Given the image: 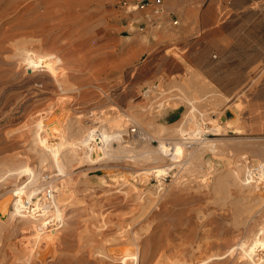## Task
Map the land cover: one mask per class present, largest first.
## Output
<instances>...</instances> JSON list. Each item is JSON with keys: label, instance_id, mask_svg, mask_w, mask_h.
<instances>
[{"label": "rangeland", "instance_id": "374dc122", "mask_svg": "<svg viewBox=\"0 0 264 264\" xmlns=\"http://www.w3.org/2000/svg\"><path fill=\"white\" fill-rule=\"evenodd\" d=\"M263 4L164 0L157 14L130 0H0V195L35 177L27 189L38 187L34 201L48 199L51 184L66 199L64 222L53 226L54 257L30 261L34 230L8 223L0 226V264H110L104 248L135 246L133 236L138 264L178 247L199 264H244L240 246L264 231ZM54 37L59 52L52 59L78 89L62 92L21 60V46ZM55 114L73 130L129 122L128 133L113 139L105 159L74 162L60 174L32 149L35 121L46 124ZM202 116L214 132L185 135L182 154L161 153L158 127L175 151L183 136L177 129H195ZM248 167L254 174L245 184ZM47 214L50 221L53 210Z\"/></svg>", "mask_w": 264, "mask_h": 264}, {"label": "bare ground", "instance_id": "6f19581e", "mask_svg": "<svg viewBox=\"0 0 264 264\" xmlns=\"http://www.w3.org/2000/svg\"><path fill=\"white\" fill-rule=\"evenodd\" d=\"M47 27L48 26H46L44 28L45 32L47 31ZM32 32H34V30ZM40 34H42V32H40ZM41 41L39 40V42H41L40 46H35V48H33V49L32 48L27 49V48H25V46L24 47L21 46L22 51H23L20 54L22 57L21 60L24 63H27V66H29L30 68H33V70L35 72H36V70L38 71V69H40L41 75L49 74L52 77V79L54 80L55 84L61 88L62 92L67 91V90H75L77 88V86L72 84L71 75H70V73L69 74L67 73L69 71L65 70L62 67H59L58 64H55V61L53 59H56V57L52 59V55H56L59 52L58 51L59 50V47H58L59 39L54 37V38H52L51 41H48L47 39H44V41H43V39H41ZM61 54L63 55V53H61ZM58 60H60V58ZM63 65H65V63ZM41 68H43V69H41ZM43 70L45 72H42ZM69 98H71V97H69ZM191 100H193V99H191ZM192 102H193L192 108L191 107L190 108L195 110V111L198 110V108H197L198 105L196 106L194 100ZM57 104H59V103H57ZM61 113H65V112H61ZM58 114H60V113H58ZM58 114L53 115L52 119H50L48 121V123H46V124L43 123V121H42L43 118L42 119L40 118V120L38 119L37 121L34 120L36 123H35V125L33 123L34 126L31 129V136H33L32 143L35 146V148H32L34 146H31V148L33 150L35 149L34 152L36 154L35 158L37 157L36 158L37 161H39L41 164L45 163L46 165H48V164L53 165V167L57 168L60 171V174L62 173L64 175H67L68 171L66 169H68V167H70V165L73 164L74 162L75 163L79 162V164H80L83 161H85L86 164L94 165V164L100 162L101 160L105 159L108 156V154L113 152L111 150L113 148V145H112L113 139L116 137H119V138L125 137L126 134L128 133L129 122H124V123L122 122L121 124H118V125L116 124V126L114 128H110L106 122H104V123L101 122V124L96 126V127L92 126V128H88V127L84 126L85 128L79 127V128H77V130L76 129L73 130V127L71 125H68L66 123V125H68V126L64 127L63 125H65V123L64 124L62 123L63 124L62 125L59 122L60 121L59 119L62 116L60 118L58 116H60L62 114H60V115H58ZM191 114L194 115L193 112ZM195 115H196V113H195ZM195 115L193 117H195ZM202 115H204V114H202ZM203 117L204 116H202V118ZM65 118H66V116H65ZM65 118H63V119H65ZM66 119H68V118H66ZM190 119H191V121L189 119L188 120L190 122H192L193 119L192 118H190ZM214 119H216L215 116H214ZM204 120H205L204 118L202 121L197 119L198 124L196 125L195 129H192V130L188 129L187 130L186 128H184V125L177 129L178 133L183 134V136L179 137L178 138L179 141L175 142V145L177 147V148H174V150L176 149L175 151L168 150L166 144L164 143V140H165V137L163 136L164 128L158 127V129L155 130L156 132L154 134H157L158 138L160 137L161 153L163 152V153H165L164 155H168V156H172V157H174V155H172L171 152L182 154L181 148H178V146H179L178 144L179 143L181 144L182 139L184 140V139H186V137L194 136L195 134H196V136L200 135L203 128L205 129V131L207 130V132L216 130L215 125L211 123L212 121L211 122H204ZM235 120H236V118H235ZM189 121L188 122L186 121L187 123L185 126H187ZM228 121H230V120H228ZM183 123H184V120H183ZM185 135H188V136L185 137ZM194 138H197V137H194ZM98 139L101 140V142H102L101 145L97 142ZM208 145H210V144H208ZM153 158H156V157H153ZM10 162H12V161H10ZM16 164H18V162ZM33 164H35V163H33ZM20 165H22V164H20ZM23 165H25V164H23ZM12 166L16 167V165H11V167ZM28 168H30V167H27L26 168L27 171L26 170L25 171H26L27 175H29L28 177L30 178L32 175V171L28 170ZM18 169L20 170L21 167H19ZM151 169H153V171L155 173H157V176H161L162 174H165L163 171L166 170V168H164V167H152ZM259 170H260L259 174L264 175V167L262 166L261 168H259ZM5 171L9 172V176L15 175V174H17V176H18V170L17 169L7 168ZM253 171L254 170L251 167H248V171L246 173L247 178H244V180H243L245 182V184L247 182H250L249 178L253 177L252 176L254 174ZM2 172H4V170ZM37 172H38V170H37ZM37 172H35V173H37ZM256 174H258V172ZM38 175H40V174H38ZM3 176L5 177V175H3ZM255 176L256 175H254V177ZM0 178H1V176H0ZM34 178L35 177H32V179L28 180L23 185H21V186L19 185L18 187L11 189L10 191L8 190L7 193L3 192V194L0 195V226L4 225V224L12 223V224H15L17 227H20L22 230H27V231L34 230L33 237H31V239H29V242L31 243L32 248L29 249L28 253L26 252L25 256L27 255V258L33 262H34V259H37V258L41 259L42 261H48L54 255L53 252H55L54 247H53V237H54V235H57V231H56V228H53V226H56L57 224L64 222L63 221L62 204L66 199L62 198L63 195L60 197V195L53 192L51 198L49 200L46 199L45 201H43V203H39L40 200L34 201L33 198L36 195V191H37L38 187H36L35 188L36 190H34L33 192L31 191V193H28V191H27V189L30 187V185L35 182ZM253 181L255 182V180H253ZM256 182L258 183L259 181L256 180ZM48 185H50V184H48ZM49 187H51L52 191L55 190V185L51 184ZM261 197H262V195H261ZM262 200H263V197H262ZM49 209L53 210V216H52V219H50V221L47 220L49 222L48 223L46 221V219H47V215H48L47 213H48ZM65 223H66V221H65ZM45 229L47 232L44 231ZM260 229L264 230V226L261 225ZM263 232L264 231L254 232V234L251 236V238H249L247 244L244 243L245 245L240 246V250L242 251V255H243L242 257L244 259V264H264V236H263ZM28 234H30V233H28ZM28 238H30V237H28ZM132 240L135 242V246L130 245V244H126L123 246H120V245L119 246H116V245L115 246H109V247L104 248V251H102V254L104 255V257L106 259L109 260L110 264H138V262L141 261L140 243H139L137 236H133ZM31 245L29 244V246H31ZM178 248L174 251H171L170 253H167V254L161 253V255H160L161 257L160 258L158 257L159 259H157V260L155 259L156 255H151L150 257H148V263L149 264H199L200 263L201 260H195L194 256L188 255L187 253H185L184 247H181L179 249ZM164 253H166V252H164ZM147 255H145L144 257H146ZM216 255L218 256V253H216ZM213 256H214V254H213Z\"/></svg>", "mask_w": 264, "mask_h": 264}, {"label": "built area", "instance_id": "2783aa9c", "mask_svg": "<svg viewBox=\"0 0 264 264\" xmlns=\"http://www.w3.org/2000/svg\"><path fill=\"white\" fill-rule=\"evenodd\" d=\"M164 3V0H130V5L138 10H144L147 7H152V13L159 14L162 10V5ZM262 10L264 12V4L262 5ZM53 194V191L50 188H46V196L48 199L51 198Z\"/></svg>", "mask_w": 264, "mask_h": 264}, {"label": "water", "instance_id": "95a60500", "mask_svg": "<svg viewBox=\"0 0 264 264\" xmlns=\"http://www.w3.org/2000/svg\"><path fill=\"white\" fill-rule=\"evenodd\" d=\"M182 109H183V108H178V109H176V115H177V116L182 112ZM225 118H226V117H225ZM225 118H223V119H225Z\"/></svg>", "mask_w": 264, "mask_h": 264}]
</instances>
